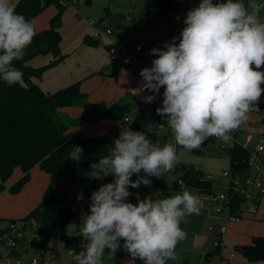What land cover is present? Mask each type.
I'll return each instance as SVG.
<instances>
[{
  "label": "clouds",
  "instance_id": "9594fccd",
  "mask_svg": "<svg viewBox=\"0 0 264 264\" xmlns=\"http://www.w3.org/2000/svg\"><path fill=\"white\" fill-rule=\"evenodd\" d=\"M264 0H200L190 9L179 37L152 48L151 67L140 70L142 84L134 94L153 103L162 93L158 115L167 118L176 145L192 150L208 137L224 142L230 133L259 110L264 96ZM179 19V17H177ZM35 29L16 13L11 0H0V79L12 86L23 80L13 61L23 59ZM177 40L179 41L177 43ZM113 147L91 164L99 178L109 175L91 194L89 212L80 231L85 250L70 252L74 264H104L105 251L114 256L121 247L143 264L176 260V245L186 239L180 227L187 215L199 213V200L187 188L163 199L145 197L129 202L130 188L151 184L178 162L172 144L157 147L143 132L124 127ZM143 173L144 175H140ZM137 176L133 181L131 177ZM5 264H13L8 259Z\"/></svg>",
  "mask_w": 264,
  "mask_h": 264
},
{
  "label": "trees",
  "instance_id": "16d2710c",
  "mask_svg": "<svg viewBox=\"0 0 264 264\" xmlns=\"http://www.w3.org/2000/svg\"><path fill=\"white\" fill-rule=\"evenodd\" d=\"M70 1L16 0L13 3L16 13L23 15L28 21L50 5L54 7V12L49 18L48 27L35 31L36 34L32 43L25 49L23 59L13 61V65L24 74L22 82L8 86L0 79V193L6 189V181L15 167L20 168L21 175L7 188L11 193H17L22 189L34 166H39L48 174L49 180L40 202L27 215L19 218L26 223L34 224V227L30 228L31 239L25 243L37 245L41 249V254L47 246L49 234L56 225L61 227L60 236L68 250L77 254L85 250L81 238L65 232V224L76 218L79 211V202L68 198L64 192L65 186L75 179V162L71 153L74 145H79V149L84 152L80 162L90 167L91 164L98 163L99 159L107 155L109 149L114 146L113 143L109 146L104 145L105 135L74 134L67 138L65 131L70 125L95 121L99 118L122 119L129 112L128 105L123 103L114 102L107 105L102 101L87 102L86 94L80 91L79 80L54 92L43 91L31 80L33 77L40 78L46 68L64 58L60 49L61 36L58 27L61 12ZM149 1L156 2L163 11H167L171 5V0ZM83 41L91 45L96 44V39H90L87 35L83 37ZM48 55L53 59L46 65L34 67L30 64L34 58ZM112 62L113 73H115L119 66V57ZM75 104L81 107V113L77 118H70L58 111L60 107ZM130 128L133 131L143 132L152 143L156 140L155 125L138 114L134 116ZM211 140L208 137L200 146H204ZM198 152L202 150L198 149ZM230 153L233 161L236 162V164L230 163L232 168H235L239 174L247 173L249 171L245 162L247 153L238 147L232 148ZM179 164L182 173L180 177L185 185L193 186L203 192L211 190L212 182L202 179L203 173L197 167ZM171 186L181 192L176 179ZM148 187L156 189L153 181ZM159 196L161 199L167 198L162 192ZM241 200V197H236V205ZM234 250L248 261L264 259V236H255L248 244L234 245ZM213 251L218 252L219 249ZM213 251L208 254H212ZM12 254L19 258L20 250L16 249ZM127 255L132 260V264H143L139 259L132 258L128 253ZM71 262L74 264L72 257Z\"/></svg>",
  "mask_w": 264,
  "mask_h": 264
},
{
  "label": "rangeland",
  "instance_id": "374dc122",
  "mask_svg": "<svg viewBox=\"0 0 264 264\" xmlns=\"http://www.w3.org/2000/svg\"><path fill=\"white\" fill-rule=\"evenodd\" d=\"M12 2L13 0H11V3ZM151 10L155 12L158 11L159 5L149 0H89L88 2L86 0H71L68 5L64 7L60 16V26L58 29L61 36V52L75 37H84V35L91 33V28L86 22L87 19L94 21L98 25H102L105 23L106 19L111 16H109L110 13L112 15L123 14L124 17L117 23L116 28H113V33L110 36H98L96 44L92 46L108 51L109 44L105 40L108 38L124 41L127 48H132L134 43L139 39L135 36V32L143 25V17L147 16ZM53 11L54 7L50 5L36 17L39 21L43 20L44 23L49 25V18ZM262 16H264V12H262ZM144 43V52L147 53L145 63L139 62L132 55L125 52L122 53V60L115 73H113L114 65L109 62L108 65L100 69V73L98 74L100 79H93L88 86H86L90 89L91 97L104 100L102 102H128L131 103L135 109H139L135 103L136 98L132 91L133 86L140 78V70L152 65V61L155 57L150 55V50L154 47L161 48L160 44L157 42L144 41ZM123 63H126V67H124ZM261 70L264 71V68ZM100 100L97 102H100ZM71 106L78 105L75 104ZM258 106V111L249 113L247 121L241 125L242 134H239V137H243L244 134L247 133L251 134L253 137L251 146H254L258 141L264 146V96L261 97ZM131 113H133V111L129 110L128 114ZM119 120L120 119H117L113 128L117 125ZM108 122V118H99L95 120L92 128L88 127L84 131L91 130L90 132H94L95 134L99 133L98 136H100L104 131L105 123L108 124ZM81 135L83 134L81 133ZM118 135L115 138H117ZM104 142L106 146L113 143V141L107 142L105 138ZM152 144L157 147H162L164 144L174 145L177 149L178 162L172 170L166 172L163 176L150 177V181H153L156 189L144 185L136 189L130 188L129 191L132 195L128 198L129 202L136 204L137 195H139V198L142 200L145 197L161 199L159 196L161 192L167 197H171L182 193L185 188L191 193L194 192V190H191L187 185H185L186 187L184 188L180 186L181 192L172 188L171 183L175 179L181 178L180 175L182 173L180 172L179 163L195 166L203 174L215 176L212 180L213 192L219 193L226 189L223 181L217 176H219L222 171L229 170L230 163L226 151L223 150L217 142L210 141L204 146H199L200 148L188 150L177 147L174 134L171 133L163 140H155ZM198 149H201L202 152H198ZM259 156L261 158V161H259L260 185H264V150L259 153ZM71 157L75 162V179L73 180L76 185L75 191L79 188L84 191L85 187L91 184L94 192V190H97L102 184L114 180V177L111 175L99 178L93 173L91 165L90 167L82 165L80 160L84 157L83 150H73ZM42 173L44 172L42 171ZM140 175L144 174L141 173ZM33 177L32 175L31 180ZM41 177L42 174H35V179L37 181H40ZM135 178H137V176L134 174L131 179L135 181ZM192 194L199 199L202 206H199L200 210L198 214L187 215L184 223L180 225L187 234L186 239L176 245L175 253L177 259L169 260L166 264H264V259L248 261L234 250V245L249 243L254 236H264V193L257 198L255 212H253L249 218H244L239 223H228L227 230L222 235V245L217 248V250L219 249L220 251H213L207 259L203 257L204 253L213 248L211 245L212 233L208 229L209 224L212 223L215 216L213 202L209 200L208 195L203 192H195ZM81 200H76L79 202L78 215L65 224V232L81 238L83 246L86 248L88 241L84 239L81 234L80 224L82 223L83 215L89 212V204L91 201L86 198ZM203 214H206V216ZM60 234L61 227L56 225L49 234V240L46 248H44L43 254L40 253L41 249L37 245L27 244L25 247L26 250L23 249L19 256L20 264H32L30 260L37 257L41 258L37 264H71L69 250L64 246ZM120 243L121 247L114 256H112L108 250L105 251L103 257L104 264H125L128 258L122 246L123 241ZM202 246L203 248H200ZM230 253H232V256H230ZM2 262L5 263V259H0V263Z\"/></svg>",
  "mask_w": 264,
  "mask_h": 264
},
{
  "label": "built area",
  "instance_id": "2783aa9c",
  "mask_svg": "<svg viewBox=\"0 0 264 264\" xmlns=\"http://www.w3.org/2000/svg\"><path fill=\"white\" fill-rule=\"evenodd\" d=\"M214 3L217 0H213ZM247 4V0H244ZM200 0H171V5L167 11H163L159 7L158 11L151 10L147 16L143 17L144 23L139 30L135 32V36L139 39L134 43L131 50L125 46L124 41L118 39H112L108 48V54L111 60L121 54L122 51H131L133 55L141 60L142 52L144 49V41L146 42H157L160 44L161 48L164 43L170 41L172 37H179L181 30L185 26L183 20L187 12L198 6ZM179 17V19H177ZM87 24L92 28V37L98 39V36H110L113 33V28L109 24L98 25L92 20H86ZM179 41L177 40V43ZM142 84V78L137 81L133 86V89L140 88ZM162 93L163 88H161V94L156 97L155 103L161 100L162 103ZM150 93L144 92L142 94H134L135 98L139 102L140 112L137 113L141 117L148 119L155 125L156 132L166 128L168 121L167 118H162L157 114L153 107V103H145L143 97L149 95ZM161 106V105H160ZM159 106V107H160ZM135 114H126L122 119L119 120L117 125L105 135L107 142H112L114 138L120 134L124 127L130 128ZM242 134L241 126L230 133L231 139L228 142H224L214 136L210 137L214 142L226 151L229 163L236 164L232 159V154L230 150L234 147H238L247 153V158L245 162L249 167L247 173L239 174L237 170L232 168L230 164L229 170H224L217 176L223 181L226 189L222 192L215 193L211 190L208 192H203L198 188L189 186L194 192H203L208 195L209 199L213 202L214 212L217 217V222H214L208 226L209 231L212 233L211 251L217 249L221 246L222 235L227 230V225L229 222H236L243 217H249L255 212L257 206V198L264 193V185H260V165L259 161L261 158L259 153L264 150V146L261 143H256L251 146L253 137L251 134H244L243 137H239ZM79 145H74L73 149H79ZM215 176L211 174H203L202 179L209 180L212 182ZM176 182L182 187H186L181 178H177ZM75 183L70 181L64 188L65 195L68 198L81 200L84 199V191L78 189L75 191ZM241 197V202L236 205V197ZM199 200V199H198ZM200 202V201H199ZM199 206H202L201 202ZM237 206V207H236ZM34 224L26 223L24 220L14 219L13 221H8L4 227L0 228V259L13 260V264L19 263V258L14 256L12 252L19 248V245L28 242L31 239V229ZM209 251L204 253V256L209 258ZM71 250H69V253ZM40 257L32 258L31 263L37 264ZM5 264V263H0Z\"/></svg>",
  "mask_w": 264,
  "mask_h": 264
},
{
  "label": "crops",
  "instance_id": "0c3cea01",
  "mask_svg": "<svg viewBox=\"0 0 264 264\" xmlns=\"http://www.w3.org/2000/svg\"><path fill=\"white\" fill-rule=\"evenodd\" d=\"M15 2H16V0H13L12 4ZM110 15H112V14L110 13L109 16ZM38 18H40V17H38ZM30 22L32 23L35 31H39V30H42V29L48 27V25L46 23H44L43 20L39 21L37 19V17H34L33 19H31ZM90 28H91V26H90ZM91 33H92V28H91ZM91 33L86 34V35L90 39H94L92 37ZM105 40L110 45V42L112 39L106 38ZM128 50H131V48H128ZM144 50H145V44H144V49L142 52L141 60H138L133 55V53L131 51H122L121 54H119V56H118L119 57V65H120V61L122 60V58H121L122 53H124V52L129 54V55L134 56L139 62L144 64L145 63V57H147L146 56L147 53H145ZM61 53L64 55V58L61 61H59L58 63H56V64H54L48 68H46L42 72L40 78H34L33 77L31 80L34 83H36L45 92H54L57 89H60L64 86L71 84L72 82L79 80L80 81V85H79L80 91L86 94L87 102L99 101L100 98L94 99V97H91L90 89H88L86 86H88V84L93 79H100V77L98 75L100 73V69H102L104 66L108 65L109 62L111 64H113L112 60H110L108 51H106L105 49H99L97 47H93L91 44L84 42L83 37L78 36V37H75L64 48V50ZM52 59H53V57L50 55L43 56V57H36L32 61H30V64L34 67H39L42 65H46ZM123 64H124V67H126V63H123ZM137 81L135 82V84L137 83ZM101 101H104V100H100V102ZM115 102L127 104L129 110L133 111V113H131V114L137 115V113L140 112L139 102L137 101V99L135 100V103L137 104V107L139 109H135L132 106V104L128 103V102H119V101H115ZM104 103L109 105V104H112L114 102L110 103L107 101ZM160 105H161V100H158L155 103H153V107L155 110ZM58 111L68 115L70 118H77V117H79V115L81 113V107L79 105L78 106H64V107L58 108ZM108 120H109V122H108V124L105 123L104 131L102 132V134H100V136L107 134L117 121V119H110V118H108ZM94 123H95V121H90V122H84L82 124L70 125L68 127V129L65 131L66 137L70 138L74 134H80L81 135V133L83 134V136H98L99 133L95 134L94 132H90L91 130L84 131L88 127L92 128L93 127L92 125ZM152 125H153V123H152ZM76 150H80V149H76ZM42 171H41L39 166H37V165L34 166L30 170L29 179L24 184L22 189L17 193H11L7 188L9 187L10 184H12L21 175V170L19 167H15L13 169L12 174L10 175L8 180L6 181V189L0 193V228L4 227L7 224V220H9V219L14 220V219H19L21 217H24L40 202L42 195H43V192L45 190V187H46L48 180H49L48 174L45 173L44 171H43L44 173H42ZM39 173L42 174V177H41L40 181H37L35 179V174H39ZM32 175L34 177L31 180ZM79 189H81V188H79ZM203 215L206 216V214H203ZM249 217H243L242 219L249 218ZM242 219H240L239 221L230 222V223H239L242 221ZM214 220L215 221L218 220L216 215L214 216ZM214 220L212 221V223L215 222ZM183 223H181L180 225H182ZM212 223H210V224H212ZM251 242H249V243H251ZM243 244H248V243H243ZM237 245H239V244H237ZM26 246H27V243H23V244L19 245L18 249L20 250V255H21V252L23 249L26 250V248H25ZM200 248H203V246ZM220 249H221V247H220ZM230 256H232V253H230ZM203 257L207 259V257H205V256H203ZM127 258L128 259H126L125 264H132V260L128 257V255H127ZM70 261H71V256H70ZM30 263H31V260H30ZM18 264H20V262ZM71 264H72V262H71Z\"/></svg>",
  "mask_w": 264,
  "mask_h": 264
},
{
  "label": "water",
  "instance_id": "95a60500",
  "mask_svg": "<svg viewBox=\"0 0 264 264\" xmlns=\"http://www.w3.org/2000/svg\"><path fill=\"white\" fill-rule=\"evenodd\" d=\"M122 17H124L123 14L111 15L108 19H106L105 24L112 25V28H116L117 23L120 21ZM170 134H171V130L169 129V125L167 124L165 129L156 132V140L161 141ZM92 193H93V187L91 184H88L84 189L85 198L89 200Z\"/></svg>",
  "mask_w": 264,
  "mask_h": 264
}]
</instances>
